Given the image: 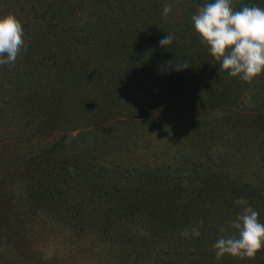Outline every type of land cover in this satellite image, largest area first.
<instances>
[{
    "label": "rangeland",
    "instance_id": "obj_1",
    "mask_svg": "<svg viewBox=\"0 0 264 264\" xmlns=\"http://www.w3.org/2000/svg\"><path fill=\"white\" fill-rule=\"evenodd\" d=\"M23 1H19L18 7ZM132 2L137 8L147 7L144 0ZM35 4L39 12H44L50 19L55 18L58 30L74 39L81 38L76 44L81 62H86L87 58L90 64L106 61L103 72L115 64L114 54L105 52L104 47L92 37L94 32L95 37L108 33L111 27L106 26V21L99 20L95 5L88 4L87 0H35ZM105 10L113 16L114 8L107 5ZM25 13L30 15L29 6ZM18 20L22 26L29 22L24 17ZM18 58L12 67L21 70L25 61ZM143 68L139 73L137 71L138 77L128 75V83H147L146 68ZM222 73L224 81L214 84V88L223 93L224 98L220 101L226 102L210 109V103L217 101L209 91L207 95L199 94L202 95L201 100L194 96L191 100L195 101L196 108L192 110V117L183 122L158 112L162 108L155 103V92L151 97L153 90L150 94L147 88H132L129 95H121L120 103L127 104L124 106L127 112L132 109L133 120L125 123L129 120L126 115L110 121L114 124L104 130L100 140L98 134L81 137L77 131H72L73 143L80 146L77 148L70 140H61L62 130L47 125L48 118L56 111L41 107V98L46 96L44 86L55 84V73L48 76L43 72L31 84L28 82L18 90L14 99L6 98L5 101L0 97V181H3L6 193L0 195L7 196L0 197V264H203L199 260L201 256L208 259L209 263L205 264H250L249 258L224 256L217 260L212 244L220 227H226V222L239 210V206L234 204L239 198L248 200L260 213V221L264 222V92L251 86L254 79L244 82ZM15 75L11 71L8 75L13 79L12 83L21 80ZM116 76L105 74L102 83H108L110 79L109 82L119 83ZM126 77H120V83H125ZM35 83L44 84L35 87ZM244 91L249 94L245 96ZM149 105H157L158 108L155 112L149 110L144 116H136ZM200 149H207L213 153L215 162L220 161L207 163L204 167L219 177L208 185L218 191L221 183L227 190V198L214 216L220 227L204 236V241H199L201 252L177 242L183 240L172 239L166 233L148 236L145 222L140 223L133 216L116 217L117 199L122 197L116 188L124 184L125 169L133 174L138 169V178L142 173L150 175L158 169L160 177L169 179L170 185H181L180 177L187 174V168H191L188 157ZM99 152L103 153L91 163L86 175L71 178L64 174L56 181L54 175L62 167L71 171L68 166L74 162V155L77 156V165L84 158L81 157L83 153L95 156ZM13 165H16V173L12 171ZM96 173L102 177H97ZM39 174L50 179L45 182L50 191L42 202L46 207L38 202L40 198L33 190ZM249 187L252 189L250 195L247 194ZM67 209L71 211L67 213ZM96 210L102 214H97ZM105 212H114L115 215ZM75 213L78 217L73 216ZM66 215L68 217L65 218ZM106 215L109 216L110 227L108 230L105 228L108 234H101L93 226ZM140 217L143 218L142 215ZM125 231L145 237L146 244L141 246V250L136 243H132L134 251L127 249V243L119 237Z\"/></svg>",
    "mask_w": 264,
    "mask_h": 264
},
{
    "label": "trees",
    "instance_id": "obj_2",
    "mask_svg": "<svg viewBox=\"0 0 264 264\" xmlns=\"http://www.w3.org/2000/svg\"><path fill=\"white\" fill-rule=\"evenodd\" d=\"M19 1L0 0V15L11 13L18 19L24 17L29 21L23 25L26 48L22 49V55L18 58L24 59L25 63L21 70H17L12 65L0 66V97L5 101H7L6 98L14 99L18 90L28 82L31 84L43 72L48 76L50 73H55V84L44 86L46 91L43 92L46 96L41 98V107L56 111L48 118L47 125H52L55 130L63 131L62 141L66 138L73 143L72 131H77L81 137L89 136V134L95 137L98 134L100 140V135L105 133L104 130L114 124L109 123L110 121L126 115L129 120L125 123L133 120L132 109L131 112H127L124 108L127 104L120 103L122 96L129 95L132 88L137 90L139 87H144L150 94L153 90L151 97H154L155 92L157 94L155 103L160 104L162 108L158 112H162L163 116L177 118L180 120L178 122L192 117V110H195L196 103L191 99L194 96L199 99L202 96L199 95L201 93L207 95L209 91L217 101L210 103V109L221 102H226L220 101L224 98L223 93L214 88V84L224 81L223 73L219 71V62L215 61L206 47L200 43L191 22V16L204 3V0H144L146 9L137 8L132 0H99V2L87 0L88 4L96 6L98 15L100 14L99 20L106 21V26L111 25L108 33L95 37L94 32L92 36L99 46L104 47L105 52L114 54L115 64L104 72L106 61L90 64L87 58L86 62H81V56L76 48L80 37L74 39L70 34L58 30L55 18L50 19L44 12H39L35 0H24L18 7ZM25 2L26 5H24ZM166 3L172 5V12L168 16H163L162 10ZM234 4L237 9L244 5L264 7V0H234ZM107 5L108 8H114L113 16L107 14L105 10ZM28 6L30 15L25 13ZM169 33L173 36V43L161 47L159 41ZM88 46L91 48L92 44ZM184 66L187 68L176 70ZM143 67L146 68L147 83H128V75L132 78L140 76L137 71L139 73V70H144ZM10 71L16 74L15 76H20L21 80L12 83L13 79L8 78ZM111 73L117 75L119 83L109 82L112 79L108 83H102L103 76ZM125 76H127L125 83H120V77ZM262 77L264 78V75L256 77L253 81L255 83L251 86H256L264 92ZM85 81L87 83H84ZM43 84L35 83V87L43 86ZM225 85L227 86L228 83ZM243 94L247 96L246 94L249 93L244 91ZM34 95H36V89ZM157 108V105H149L136 113V116H144L149 110L151 113L155 112ZM72 145L75 148L80 147L74 143ZM78 151L85 152L82 149ZM102 153L99 152L95 156L83 153L81 157L84 158L77 165H75L77 156L74 155V162H68L71 171L68 172L66 167H62L60 172L54 175L56 181L59 180L60 175L64 174H69L71 178L86 175L91 163L97 161ZM195 157L201 159L193 160ZM188 158L187 162H191V168H187V174L180 177L181 185L176 183L174 186L170 185L169 179L160 177L158 169H154V173L150 175L142 173L139 178L138 169L135 174L125 169L124 184L116 188L122 196H118L117 199L119 206L116 217L120 219L122 215L133 216L138 222H145L148 236L157 237L161 233H166L172 239L183 240L175 241L195 247L196 251L201 252L199 241H204V236L219 226V223L214 221V216L219 205L227 198V190L223 189L221 183L219 184L222 187L220 186L218 191H214L208 185L219 179L215 172L204 168L207 163L220 162L219 160L215 162L213 153L207 149H200ZM4 164L5 162L2 163ZM12 171L16 173V165L12 166ZM3 172L7 174L6 171ZM96 175L102 177L100 173ZM109 178L110 176L107 179ZM52 180H54L53 177ZM46 181H50L47 176L37 175L34 184L36 186L33 188L34 194L40 198L38 202L44 206L42 202L50 191ZM224 182L227 183L226 180ZM4 188L3 181H0V193L6 194ZM247 194H252L250 187ZM0 197L7 196L0 195ZM48 206L51 207V203ZM69 211L71 210L67 209V213ZM123 211H125L124 214ZM135 212L138 214H134ZM96 213L102 214L100 210H96ZM106 214L115 215L114 212ZM81 215L80 212L79 216ZM73 216L78 217L76 213ZM108 219L107 215L98 219L99 221L95 222L93 227L101 234H108L107 230L110 227ZM199 221H203L202 226L199 225ZM194 226L200 228L201 235L198 238L186 239L181 235L185 229H191ZM138 236L127 234L125 231L119 237L127 245L119 244L134 251L135 247L132 243H136L141 250V246L146 244V239L144 236ZM249 259L250 264H264V251H258ZM199 260L203 264L209 263L206 256H201Z\"/></svg>",
    "mask_w": 264,
    "mask_h": 264
},
{
    "label": "clouds",
    "instance_id": "obj_3",
    "mask_svg": "<svg viewBox=\"0 0 264 264\" xmlns=\"http://www.w3.org/2000/svg\"><path fill=\"white\" fill-rule=\"evenodd\" d=\"M171 12L172 6L168 4L162 15ZM191 22L200 43L219 62V71L244 82L264 75V7L244 5L237 9L234 0H204L191 16ZM172 43L170 33L159 41L161 47ZM25 48L20 21L11 13L0 15V66L15 64ZM234 204L239 210L226 222V227H220L212 244L217 260L224 256L251 258L264 249V222L259 219L260 213L245 198L235 200ZM181 235L186 239L198 238L200 228L185 229Z\"/></svg>",
    "mask_w": 264,
    "mask_h": 264
}]
</instances>
